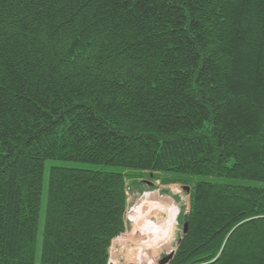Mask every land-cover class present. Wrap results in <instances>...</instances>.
<instances>
[{
    "label": "trees",
    "instance_id": "1",
    "mask_svg": "<svg viewBox=\"0 0 264 264\" xmlns=\"http://www.w3.org/2000/svg\"><path fill=\"white\" fill-rule=\"evenodd\" d=\"M49 161L100 169L40 229ZM143 178L190 187L168 264H264V0H0V264H111Z\"/></svg>",
    "mask_w": 264,
    "mask_h": 264
},
{
    "label": "rangeland",
    "instance_id": "2",
    "mask_svg": "<svg viewBox=\"0 0 264 264\" xmlns=\"http://www.w3.org/2000/svg\"><path fill=\"white\" fill-rule=\"evenodd\" d=\"M50 167H65L75 169L97 170L99 167L87 164L49 161L45 164L43 175V189L40 206V229L43 223V214L45 209L47 179ZM144 179V178H143ZM146 180V179H144ZM200 178H194L193 183L199 181ZM131 183V180L128 181ZM147 182L151 190L144 193H138L132 187L128 190L127 199V221L128 231L120 235L119 240H114L110 248L111 264H158L159 261L167 256L170 251L175 252L177 240L182 234V227L178 216L183 208L185 212L188 210V194L183 192L181 185L179 194L181 195L182 208L176 218L166 210V214L160 207L145 208L147 206L146 199L149 198V192L156 191L159 181ZM247 184V183H246ZM251 186H264L263 184H247ZM190 188V187H188ZM163 195V194H162ZM176 199L179 197L175 196ZM141 199V200H140ZM140 200V201H139ZM178 206V204H176ZM138 208V209H137ZM183 226V225H182ZM40 244V237L38 239ZM39 251L37 252L38 263Z\"/></svg>",
    "mask_w": 264,
    "mask_h": 264
},
{
    "label": "crops",
    "instance_id": "3",
    "mask_svg": "<svg viewBox=\"0 0 264 264\" xmlns=\"http://www.w3.org/2000/svg\"><path fill=\"white\" fill-rule=\"evenodd\" d=\"M179 187L180 186L178 185H160L159 184V186L155 188L156 191L149 192L153 194H149L150 197L146 199L147 206H145V208L152 209V207H160L161 208L160 210L164 211L163 213H165L167 210L168 212L171 213V216L173 218H176L182 208V205H180L181 199L175 198V196L181 197V195L179 194V191H180ZM176 204H178V206H176ZM126 231H128V228Z\"/></svg>",
    "mask_w": 264,
    "mask_h": 264
},
{
    "label": "water",
    "instance_id": "4",
    "mask_svg": "<svg viewBox=\"0 0 264 264\" xmlns=\"http://www.w3.org/2000/svg\"><path fill=\"white\" fill-rule=\"evenodd\" d=\"M183 191L186 192L187 194L189 193L190 191V188L188 187H183ZM187 230H188V223L185 222L182 226V234H186L187 233ZM174 251H170L169 254L167 256H165L164 258H162L158 264H168L169 261L173 258L174 256Z\"/></svg>",
    "mask_w": 264,
    "mask_h": 264
},
{
    "label": "built area",
    "instance_id": "5",
    "mask_svg": "<svg viewBox=\"0 0 264 264\" xmlns=\"http://www.w3.org/2000/svg\"><path fill=\"white\" fill-rule=\"evenodd\" d=\"M119 239H120V237H117V238H116V240H119ZM116 240H115V241H116ZM115 241H114V244H115Z\"/></svg>",
    "mask_w": 264,
    "mask_h": 264
}]
</instances>
